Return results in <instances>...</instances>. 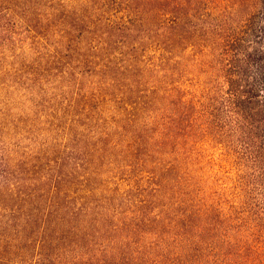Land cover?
<instances>
[{"label":"trees","instance_id":"1","mask_svg":"<svg viewBox=\"0 0 264 264\" xmlns=\"http://www.w3.org/2000/svg\"><path fill=\"white\" fill-rule=\"evenodd\" d=\"M248 8L242 24L219 25L201 53L215 61L223 101L264 174V0H248ZM20 31L54 46L41 56L44 67H83L132 103L112 125L91 128L86 116L67 155L54 145L0 157V264H175L197 225L191 215L148 211L147 202L130 200L132 189L102 180L97 162L121 142L162 151L197 118L165 73L184 39V1L0 0V33Z\"/></svg>","mask_w":264,"mask_h":264},{"label":"rangeland","instance_id":"2","mask_svg":"<svg viewBox=\"0 0 264 264\" xmlns=\"http://www.w3.org/2000/svg\"><path fill=\"white\" fill-rule=\"evenodd\" d=\"M183 1L184 39L169 55L165 73L188 112L198 116L186 120L191 126L185 134L162 151L153 144L135 150L121 142L122 147L97 162L104 173L100 178L132 189L130 200L147 202L150 212L191 215L197 225L176 252L182 257L175 264H264V174L223 101L215 61L201 53L213 45L210 36L219 25L231 29L243 23L248 0ZM217 1L222 2L220 11ZM54 49L21 31L0 33V157L40 153L54 145L67 155V140L86 129V116L91 128L112 125L115 113L125 111L121 107L131 108L132 101L119 97V85L102 84L81 66L71 73L64 72L68 67L63 63L44 67L42 54ZM153 52L145 54L157 62L159 55ZM77 111H82L80 117L74 115ZM74 119H79L77 127ZM65 163L71 169L75 161Z\"/></svg>","mask_w":264,"mask_h":264}]
</instances>
